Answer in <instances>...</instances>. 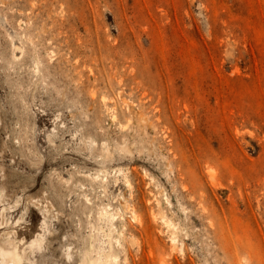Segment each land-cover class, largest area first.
<instances>
[{
    "label": "rangeland",
    "instance_id": "obj_1",
    "mask_svg": "<svg viewBox=\"0 0 264 264\" xmlns=\"http://www.w3.org/2000/svg\"><path fill=\"white\" fill-rule=\"evenodd\" d=\"M102 250L264 264V0H0V264Z\"/></svg>",
    "mask_w": 264,
    "mask_h": 264
},
{
    "label": "bare ground",
    "instance_id": "obj_2",
    "mask_svg": "<svg viewBox=\"0 0 264 264\" xmlns=\"http://www.w3.org/2000/svg\"><path fill=\"white\" fill-rule=\"evenodd\" d=\"M16 47V46H14ZM17 48V47H16ZM21 49V48H20ZM19 49V50H20ZM115 116V115H114ZM113 116V117H114ZM116 117V116H115ZM99 177H97L98 179ZM118 180V179H117ZM108 180L107 178L106 179H101V183H106ZM115 214L110 212L109 210H104L103 212L100 213L99 215V221H102L103 223H106L109 227H113L114 226V220L116 219L115 218ZM140 219V218H139ZM164 219V218H163ZM139 222H141V220H139ZM171 222V220H170ZM166 223L168 225H170L169 222L166 221ZM101 232H103V237H108L110 238V233H108L106 231V229L104 228V225H101L100 226V229H99ZM130 240H132V238H130ZM133 241L132 240V244H133ZM174 241V240H173ZM102 254H103V258H101L98 262V264H110L112 262V258H111V255L110 254H107L106 252H104V250H102ZM113 263V262H112ZM114 264V263H113ZM116 264V263H115Z\"/></svg>",
    "mask_w": 264,
    "mask_h": 264
}]
</instances>
